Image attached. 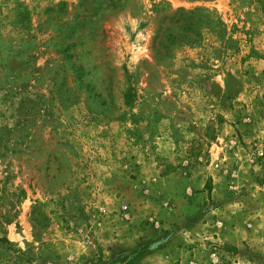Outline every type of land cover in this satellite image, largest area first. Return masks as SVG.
Returning a JSON list of instances; mask_svg holds the SVG:
<instances>
[{"label": "rangeland", "instance_id": "1", "mask_svg": "<svg viewBox=\"0 0 264 264\" xmlns=\"http://www.w3.org/2000/svg\"><path fill=\"white\" fill-rule=\"evenodd\" d=\"M0 264H264V0H0Z\"/></svg>", "mask_w": 264, "mask_h": 264}, {"label": "crops", "instance_id": "2", "mask_svg": "<svg viewBox=\"0 0 264 264\" xmlns=\"http://www.w3.org/2000/svg\"><path fill=\"white\" fill-rule=\"evenodd\" d=\"M206 168H208L207 167V165H206ZM205 171V170H204ZM206 171H207V174L209 175V171L206 169ZM200 173H203V170L201 171V170H199L198 172H193V174H192V177L190 178L191 180H193V179H195V180H199V177H200ZM203 181V180H202ZM199 183V185H200V188H202L203 187V185H204V181L203 182H198ZM190 194V198L192 199V202H194V203H196V202H198V201H202V200H204L205 198H207V193H198V194H193L192 192H190L189 193ZM189 199V198H188Z\"/></svg>", "mask_w": 264, "mask_h": 264}]
</instances>
